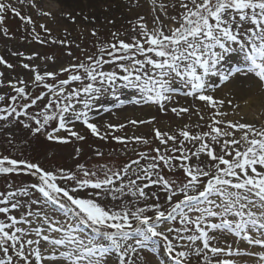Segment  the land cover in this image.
Listing matches in <instances>:
<instances>
[{"label": "snow or ice", "instance_id": "obj_1", "mask_svg": "<svg viewBox=\"0 0 264 264\" xmlns=\"http://www.w3.org/2000/svg\"><path fill=\"white\" fill-rule=\"evenodd\" d=\"M41 2L0 0V38L16 40L11 15L19 43L68 58L0 54V264H264V124L217 95L241 78L264 91V0H127L129 28L92 27L93 50L37 31L32 13L54 19ZM128 105L153 114L105 118ZM89 137L119 147L85 160Z\"/></svg>", "mask_w": 264, "mask_h": 264}, {"label": "rangeland", "instance_id": "obj_2", "mask_svg": "<svg viewBox=\"0 0 264 264\" xmlns=\"http://www.w3.org/2000/svg\"><path fill=\"white\" fill-rule=\"evenodd\" d=\"M127 0H82L78 5H64L60 0H46V3L41 4L42 8L47 11V7L51 8V13H53L54 19L48 18H40L37 17L35 13H32L33 18L36 20L37 23V31H41L38 27L40 23H45L48 27L53 29L54 36H62L64 30L67 29L71 36L69 39H73L76 43H80L82 47L93 50V43L95 41V37H92L90 34V30L92 27L100 28V36L104 39H110V33L112 31H120L123 32L129 28L128 19H131L133 13H130L128 9L125 7ZM19 7V5H17ZM107 9V10H105ZM21 11L25 14L28 13L26 7L21 8ZM83 11L86 15L95 16L98 18V21L95 25L87 24L83 20L77 16V23H72V21L67 20L64 18L63 14L67 12H72L73 15ZM105 17L109 19H114L116 21L115 26L112 24L107 23ZM7 26L11 29L13 33L16 35V40L13 41H6L0 38V54L7 55V50L12 48H20L24 51H39L46 55H55L60 63H67L68 58L66 56V49L61 48L60 46L56 45H37L35 43L23 45L19 43L24 35L22 31V24L18 18H14L9 15L8 19L6 20ZM72 51L76 55H80L81 53L73 46ZM10 58V57H9ZM11 59V58H10ZM15 63V61H13ZM236 62V61H235ZM2 70V69H0ZM21 75H23V70H17ZM241 88H244L243 85H240ZM130 95V93H125V96ZM217 95L220 97H225L231 99L233 101V105H238V108L229 109V116L228 119L232 120H240L243 118L247 122H256L258 124H264V91H259L258 95L261 96L260 103L258 107L253 106L247 96L240 97L238 95H234V92L231 90L225 91L223 94V90L220 92L218 91ZM106 103H111L110 101H106ZM251 104V105H249ZM249 105V107H248ZM131 106V105H130ZM246 108V110H244ZM147 114H133L128 115L126 114L127 111L123 114L118 113L119 119L115 117H109L112 119L113 123L121 122L125 116L131 118H147L149 115L153 114L149 110L145 109ZM160 121L164 124H167L173 121L175 118L169 114L167 116L163 114H157ZM192 121H196L198 117L196 115L192 116ZM187 122V118H186ZM126 131L131 134L133 129L131 126ZM148 129L144 126H141L140 133L147 132ZM119 134V133H117ZM97 145L102 146V149L107 153L113 148H118L119 146L116 145L114 142H109L104 144L98 140H94V138L89 137L88 143L83 145L84 148V159L86 160L88 155L91 154L92 148L96 147ZM91 146V147H90ZM53 150H49V153ZM56 152V160L53 162L56 165H65V164H72V160L69 156V153L72 151V146L69 145L67 147H61L58 149H54ZM38 152V159L41 162H45V153L42 149H37ZM83 162V161H82ZM164 258V257H161Z\"/></svg>", "mask_w": 264, "mask_h": 264}, {"label": "bare ground", "instance_id": "obj_3", "mask_svg": "<svg viewBox=\"0 0 264 264\" xmlns=\"http://www.w3.org/2000/svg\"><path fill=\"white\" fill-rule=\"evenodd\" d=\"M62 2V4L64 5H78L81 3L82 0H60ZM43 3H46V0H42L41 4ZM42 7V6H41ZM46 10V9H45ZM51 10V8L47 7V11ZM51 12V11H49ZM231 63H235V61H232ZM240 85H243L244 88H241ZM234 92V95H238L240 97H244V96H247L248 97V100L249 102L253 105V106H256L258 107V105H261L260 103V100L262 95L259 96L258 93H259V89L256 88L255 84L253 81L251 80H246L244 78H241V79H238V80H235L233 81L232 83L228 84L227 86H225L223 88V94L225 91H229L231 90ZM221 92V91H220ZM249 104V105H251ZM248 105V107H249ZM246 110V108L244 109ZM118 113L120 114H123L125 112H120L119 110H117ZM147 114L146 110H141L139 108H133V106H130L128 105L127 106V113L126 114H130V115H133V114ZM105 118H109V116L107 114H105Z\"/></svg>", "mask_w": 264, "mask_h": 264}]
</instances>
